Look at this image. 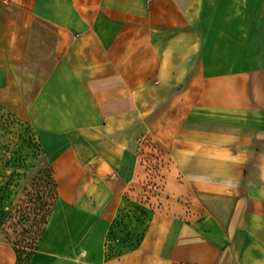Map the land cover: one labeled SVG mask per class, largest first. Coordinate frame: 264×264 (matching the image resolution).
Masks as SVG:
<instances>
[{
    "label": "crops",
    "instance_id": "crops-1",
    "mask_svg": "<svg viewBox=\"0 0 264 264\" xmlns=\"http://www.w3.org/2000/svg\"><path fill=\"white\" fill-rule=\"evenodd\" d=\"M37 156L0 264H264V0H0V176Z\"/></svg>",
    "mask_w": 264,
    "mask_h": 264
},
{
    "label": "rangeland",
    "instance_id": "rangeland-1",
    "mask_svg": "<svg viewBox=\"0 0 264 264\" xmlns=\"http://www.w3.org/2000/svg\"><path fill=\"white\" fill-rule=\"evenodd\" d=\"M37 157L27 167L14 164L11 177L0 176V240L21 253L37 246L56 195L48 164Z\"/></svg>",
    "mask_w": 264,
    "mask_h": 264
},
{
    "label": "trees",
    "instance_id": "trees-1",
    "mask_svg": "<svg viewBox=\"0 0 264 264\" xmlns=\"http://www.w3.org/2000/svg\"><path fill=\"white\" fill-rule=\"evenodd\" d=\"M19 253H21V252H19Z\"/></svg>",
    "mask_w": 264,
    "mask_h": 264
}]
</instances>
